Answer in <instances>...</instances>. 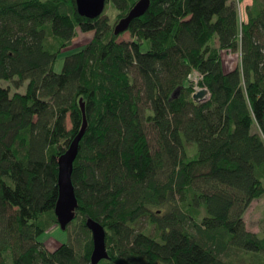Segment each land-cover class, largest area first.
Instances as JSON below:
<instances>
[{"label":"trees","instance_id":"1","mask_svg":"<svg viewBox=\"0 0 264 264\" xmlns=\"http://www.w3.org/2000/svg\"><path fill=\"white\" fill-rule=\"evenodd\" d=\"M137 1L88 19L74 0H0V264H91L87 218L105 230L97 264H264V235L243 220L264 198V0L246 20L235 0H149L114 35ZM77 32L92 37L55 72ZM81 102L74 228L48 250Z\"/></svg>","mask_w":264,"mask_h":264},{"label":"water","instance_id":"2","mask_svg":"<svg viewBox=\"0 0 264 264\" xmlns=\"http://www.w3.org/2000/svg\"><path fill=\"white\" fill-rule=\"evenodd\" d=\"M75 8L80 16L88 19L96 18L104 9L106 0H74ZM149 5V0H138L114 26L113 33L118 35L124 32L132 19L137 18L145 12ZM208 95L205 88H200L192 94L195 102L202 101ZM82 112V125L76 136L70 142L68 148L57 158V199L54 205L53 213L61 230H65L67 225L75 218L77 209V199L74 193V187L71 182L73 162L78 151V144L85 129L86 120L84 115L83 103L79 104ZM264 127V118H263ZM85 227L90 232L92 249L90 254V263L97 264L99 261L108 259L105 244V230L98 222L87 218Z\"/></svg>","mask_w":264,"mask_h":264},{"label":"rangeland","instance_id":"3","mask_svg":"<svg viewBox=\"0 0 264 264\" xmlns=\"http://www.w3.org/2000/svg\"><path fill=\"white\" fill-rule=\"evenodd\" d=\"M106 9L107 10L105 11V14L108 17L109 22L112 24L114 22V19L116 18L115 16L117 15V13L111 7H107ZM118 20L115 22V24L118 22ZM91 37H92V33H90V32H88V33L77 32L75 37L72 39L70 46L65 48V49H62L63 53L60 54L58 56L57 60L55 61L54 65H53V70L55 72L59 73L61 71L63 58L65 56H67L69 54V52L73 51V50H70V49H73V48L75 50L79 49L80 46H83L86 43H88L90 41ZM118 39L128 40L129 39L128 33H124ZM66 50H69V51H66ZM222 57L225 60L224 61V65L226 67L227 66L228 67L229 66H231V67L234 66V64H235V56L234 55H231V56H229V55L228 56H225V55L223 56L222 55ZM197 80H198V75L193 73L190 76V81L192 83H194V82H197ZM2 85H4V84H2ZM194 86L195 85L193 84V87ZM17 91L18 92H23V87L20 88V89H17ZM67 125L69 126L68 123H67ZM243 220H244V223H245V227H246V229L248 231L253 232V233L257 234V235H264V198L263 197L261 199L252 201V203L250 204V206L248 207V209L246 210V212H245V214L243 216ZM79 222L80 221H79V218L77 216L76 219H75V223H79ZM73 228H74L73 224H71V223H69L67 225L65 230H61L59 228V226H58V223L57 224H52L51 227L45 232L46 234H42L39 237V240L40 241H44V246L46 247V249L53 250L59 244L67 242L68 233H71ZM136 229L138 231L146 232L149 235L153 234V230L151 231L149 229V226L147 224V220H145L144 218L140 219V221L137 223ZM88 234H89V238H91L90 232ZM80 237L83 238L84 236H80ZM244 259L246 260L247 257H244ZM250 261H252L251 258H250Z\"/></svg>","mask_w":264,"mask_h":264},{"label":"crops","instance_id":"4","mask_svg":"<svg viewBox=\"0 0 264 264\" xmlns=\"http://www.w3.org/2000/svg\"><path fill=\"white\" fill-rule=\"evenodd\" d=\"M239 6V12L242 14V19L246 20V8L253 5V0H235Z\"/></svg>","mask_w":264,"mask_h":264},{"label":"built area","instance_id":"5","mask_svg":"<svg viewBox=\"0 0 264 264\" xmlns=\"http://www.w3.org/2000/svg\"><path fill=\"white\" fill-rule=\"evenodd\" d=\"M198 88H199V87H197V86L195 85V86L193 87L194 92H197V91L200 89V88H199V89H198ZM194 92H193V93H194ZM207 96H208V95H207ZM207 96H206V97H207ZM205 99H206V98H205ZM205 99H204V100H205Z\"/></svg>","mask_w":264,"mask_h":264}]
</instances>
